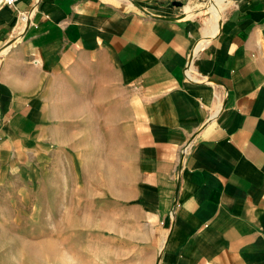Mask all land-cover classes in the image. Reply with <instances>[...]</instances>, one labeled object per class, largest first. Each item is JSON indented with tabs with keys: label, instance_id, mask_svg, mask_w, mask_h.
Wrapping results in <instances>:
<instances>
[{
	"label": "crops",
	"instance_id": "1",
	"mask_svg": "<svg viewBox=\"0 0 264 264\" xmlns=\"http://www.w3.org/2000/svg\"><path fill=\"white\" fill-rule=\"evenodd\" d=\"M200 1L0 3V264H264V0Z\"/></svg>",
	"mask_w": 264,
	"mask_h": 264
},
{
	"label": "rangeland",
	"instance_id": "2",
	"mask_svg": "<svg viewBox=\"0 0 264 264\" xmlns=\"http://www.w3.org/2000/svg\"><path fill=\"white\" fill-rule=\"evenodd\" d=\"M208 3H212L214 2V0H201L200 2H198L196 5H189L185 8V12H186V9L187 8H194V7H197L198 5L204 3V2H207ZM210 1V2H209ZM212 1V2H211ZM217 1V0H216ZM225 12V11H224ZM224 12L221 14V19H222V15L224 16ZM185 15V13H184ZM198 15H203V17H206L208 21H206V24L207 23H210L211 22V15L208 14L207 12H204V13H200L198 14L197 13V16ZM185 19V17H184ZM38 255L36 257H32V259H29L28 258V261H26V263H30V264H48V260H47V257H46V245H45V240H39L38 241V251H37ZM76 259H78L76 256L75 257H67V258H64L65 260V264H77V261ZM51 260V258H50ZM62 256H61V252L59 251V254H56V250H55V256L53 258V264H62Z\"/></svg>",
	"mask_w": 264,
	"mask_h": 264
},
{
	"label": "bare ground",
	"instance_id": "3",
	"mask_svg": "<svg viewBox=\"0 0 264 264\" xmlns=\"http://www.w3.org/2000/svg\"><path fill=\"white\" fill-rule=\"evenodd\" d=\"M231 2L233 1L232 0H217L212 3L204 2L198 5L197 7L187 8L185 15L181 18L183 19L184 17L193 18V16H196L197 13L200 14V13L207 12L212 17L211 22L206 24L208 33L209 32L211 33L213 27L215 26V23L217 21L219 14L222 11H224L230 5Z\"/></svg>",
	"mask_w": 264,
	"mask_h": 264
},
{
	"label": "built area",
	"instance_id": "4",
	"mask_svg": "<svg viewBox=\"0 0 264 264\" xmlns=\"http://www.w3.org/2000/svg\"><path fill=\"white\" fill-rule=\"evenodd\" d=\"M21 1L22 0H0V3L4 5L15 6Z\"/></svg>",
	"mask_w": 264,
	"mask_h": 264
}]
</instances>
